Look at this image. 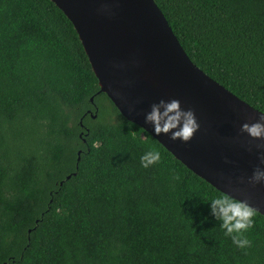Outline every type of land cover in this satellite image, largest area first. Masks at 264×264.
Instances as JSON below:
<instances>
[{"label": "trees", "instance_id": "1", "mask_svg": "<svg viewBox=\"0 0 264 264\" xmlns=\"http://www.w3.org/2000/svg\"><path fill=\"white\" fill-rule=\"evenodd\" d=\"M155 1L192 62L264 112V0ZM219 196L100 93L51 0H0V264H264V217L239 249Z\"/></svg>", "mask_w": 264, "mask_h": 264}, {"label": "water", "instance_id": "2", "mask_svg": "<svg viewBox=\"0 0 264 264\" xmlns=\"http://www.w3.org/2000/svg\"><path fill=\"white\" fill-rule=\"evenodd\" d=\"M51 1L73 24L100 93L122 116L216 190L246 201L264 217V183H249L254 170L264 167V139L241 132L244 123L258 121L261 111L192 62L156 1ZM161 99H177L194 111L200 128L189 142L157 136L145 123L151 105Z\"/></svg>", "mask_w": 264, "mask_h": 264}, {"label": "clouds", "instance_id": "3", "mask_svg": "<svg viewBox=\"0 0 264 264\" xmlns=\"http://www.w3.org/2000/svg\"><path fill=\"white\" fill-rule=\"evenodd\" d=\"M145 123L151 126L157 136L169 135L171 140L185 143L189 142L200 128L194 111L183 108L177 99H161L158 103H153L151 110L145 115ZM241 132L252 139H264V112L260 113L257 122L244 123ZM260 160L264 163V154L260 155ZM160 161L161 153L155 149L140 156V166L144 169H149ZM175 178L179 179V176ZM249 183H264V167L258 166L254 170ZM208 201L212 216L220 222V227L233 245L242 250L250 248L252 241L245 234L255 225L256 210L246 201L228 196L213 197Z\"/></svg>", "mask_w": 264, "mask_h": 264}, {"label": "rangeland", "instance_id": "4", "mask_svg": "<svg viewBox=\"0 0 264 264\" xmlns=\"http://www.w3.org/2000/svg\"><path fill=\"white\" fill-rule=\"evenodd\" d=\"M141 142H143V141H141Z\"/></svg>", "mask_w": 264, "mask_h": 264}]
</instances>
